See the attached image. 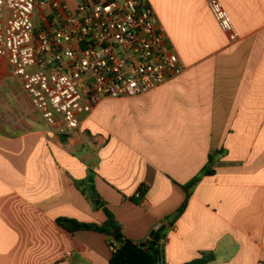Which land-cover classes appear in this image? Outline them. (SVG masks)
I'll return each mask as SVG.
<instances>
[{"label":"crops","instance_id":"obj_1","mask_svg":"<svg viewBox=\"0 0 264 264\" xmlns=\"http://www.w3.org/2000/svg\"><path fill=\"white\" fill-rule=\"evenodd\" d=\"M147 1L184 72L137 97L101 99L68 135L48 128L0 56V264H110L107 235L57 223L107 221L76 184L90 169L127 238L142 244L158 225L160 236L169 229L165 264L202 253L214 255L209 264H264V0H220L236 40L206 0ZM59 2L68 11L39 2L37 31L80 3ZM213 153L214 174L202 175L170 223Z\"/></svg>","mask_w":264,"mask_h":264},{"label":"built area","instance_id":"obj_2","mask_svg":"<svg viewBox=\"0 0 264 264\" xmlns=\"http://www.w3.org/2000/svg\"><path fill=\"white\" fill-rule=\"evenodd\" d=\"M40 1L0 0V56L58 135L77 130L81 116L101 99L143 95L185 70L147 0H81L65 17L54 14L51 29L37 31ZM206 1L221 29L236 40L220 0Z\"/></svg>","mask_w":264,"mask_h":264},{"label":"trees","instance_id":"obj_3","mask_svg":"<svg viewBox=\"0 0 264 264\" xmlns=\"http://www.w3.org/2000/svg\"><path fill=\"white\" fill-rule=\"evenodd\" d=\"M213 159L214 153L209 156V163L201 173V175L195 177L188 185L184 187L187 192V199L182 205V207L177 211L176 215L169 218L168 221L173 223L179 216H181L188 205L189 199L192 195V189L201 180L202 175L208 176L213 175ZM95 172L90 169L86 179L82 181H77V187L82 191V193L95 205V207L102 208L105 215L107 216V221L103 225L97 224H84L73 219H58L57 223L70 233H74L80 230H94L96 232L105 234L109 237V245L112 248V254L110 258V264H162L161 260L163 256V248L160 247L162 241L156 242L151 240L148 249L141 247L139 242L127 238L123 232L122 228L117 222L113 212L107 207L103 202L101 196L95 187ZM148 188L142 186L138 195L131 198V200L139 204L142 199L146 196ZM97 201H100V205L96 206ZM164 230L162 227L157 233ZM115 232H117L115 234ZM160 234V233H159ZM162 237V236H160ZM214 260V255L209 253H202L201 257L185 264H209ZM165 264V263H164Z\"/></svg>","mask_w":264,"mask_h":264},{"label":"water","instance_id":"obj_4","mask_svg":"<svg viewBox=\"0 0 264 264\" xmlns=\"http://www.w3.org/2000/svg\"><path fill=\"white\" fill-rule=\"evenodd\" d=\"M97 205H98V206L100 205V201H97ZM160 227H161V224L158 225V226H157V227L151 232V234H150V236H149V239H148L145 243H142V244H141V247L146 248V247L150 244L151 240H154V241H156V242H160V241H162V240H163V241L165 240V237H166V235L168 234L169 229H167V230L165 231V234H164L162 237H160V234L157 233L158 230L160 229ZM116 233H117V232H115V234H116ZM160 247L164 249V245H163V244H161ZM161 260L163 261L162 264H164V256H162Z\"/></svg>","mask_w":264,"mask_h":264},{"label":"rangeland","instance_id":"obj_5","mask_svg":"<svg viewBox=\"0 0 264 264\" xmlns=\"http://www.w3.org/2000/svg\"><path fill=\"white\" fill-rule=\"evenodd\" d=\"M80 2V0H79ZM3 104V103H2ZM0 111H2V107H0ZM101 110H104L103 107L101 106L99 109L96 108V113L94 114V122L99 126V125H104L105 124V118H104V114H102L101 116ZM113 121V120H112Z\"/></svg>","mask_w":264,"mask_h":264}]
</instances>
